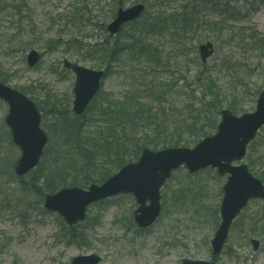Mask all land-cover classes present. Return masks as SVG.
Instances as JSON below:
<instances>
[{"label":"rangeland","instance_id":"1","mask_svg":"<svg viewBox=\"0 0 264 264\" xmlns=\"http://www.w3.org/2000/svg\"><path fill=\"white\" fill-rule=\"evenodd\" d=\"M144 1L122 0L120 5ZM147 2L137 23L109 35L106 25L118 7L113 0H0V76L35 102L48 135L38 172L57 169L53 179L64 175L82 178L86 160L64 143L65 124L86 122L83 127L96 130L101 119L93 123L91 117H98L99 107L137 98L153 106L152 113L163 111L173 119L188 103H198L200 89L194 78L201 63L197 46L206 40L213 42L215 50L204 68L224 99L223 107L231 101L236 109L254 110L256 97L264 89V0H219L218 8L198 0ZM185 2L195 6L192 19L197 29L182 34L167 20L164 31L139 39L144 36L139 25L154 18L160 6L168 19ZM136 40L149 45L150 53L132 49L113 60L100 53L101 46L137 45ZM32 49L40 59L28 67L26 55ZM63 59L106 72L89 110L79 116L71 112L74 74L62 66ZM161 84H170V88L166 86V94L158 98L155 94ZM6 112L0 100V264H69L74 256L86 254L99 255L100 264H181L184 258L215 264H264V202L260 200L248 203L232 223L222 250L212 255L210 238L219 223L225 177L211 168L193 174L183 167L174 171L160 190L161 212L147 228L139 229L133 223L136 204L127 194L91 204L82 222L67 226L55 212L43 208L36 169L20 178L14 174L19 150L4 124ZM159 127L158 122L140 123L137 137H154ZM243 161L254 166L250 168L253 174L262 172L264 177V127L256 133ZM251 238L258 240L257 250Z\"/></svg>","mask_w":264,"mask_h":264},{"label":"water","instance_id":"2","mask_svg":"<svg viewBox=\"0 0 264 264\" xmlns=\"http://www.w3.org/2000/svg\"><path fill=\"white\" fill-rule=\"evenodd\" d=\"M143 10L141 3L118 8L115 18L107 24V32L115 34L124 23L136 19ZM197 48L202 63L207 62L214 51L210 41L199 44ZM38 59L35 50L29 51L26 56L29 67L35 65ZM63 66L75 74L72 112L79 115L96 94L103 71L88 69L66 59ZM0 99L8 107L4 123L10 130L11 141L19 148L13 170L17 176H23L38 165L47 144V135L40 126L37 107L27 96L0 81ZM263 125L264 90L258 94L252 112L234 115L223 108L216 132L193 147H168L156 151L143 148L136 161L123 165L101 184L92 183L86 189L77 186L60 188L45 195L43 206L58 213L67 225H73L85 218L86 208L93 202L119 193H131L138 204L134 210V221L138 227L144 228L157 218L160 212L159 189L173 170L183 165L189 173H193L209 166L216 168L219 176L228 174L222 186L221 221L210 244L212 254L216 255L222 249L230 223L239 211L250 199L264 200L261 180L249 172L245 163L233 164L244 158L248 143ZM251 243L256 250L258 242L251 240ZM100 260L101 257L95 254L77 255L70 260V264H99ZM181 264L214 263L185 258Z\"/></svg>","mask_w":264,"mask_h":264},{"label":"trees","instance_id":"3","mask_svg":"<svg viewBox=\"0 0 264 264\" xmlns=\"http://www.w3.org/2000/svg\"><path fill=\"white\" fill-rule=\"evenodd\" d=\"M113 1L117 3V6L122 2V0ZM160 1L162 4L163 0ZM198 1H201L202 4L205 5L212 2L214 8H218L220 5L219 0ZM144 2L146 6H149L147 0ZM158 4L160 5V2ZM161 8L160 6L154 18L149 20L145 19L143 24L139 25V31L144 33V36L139 39L144 41L146 35H155L158 32L164 31V29H166L167 20L177 26L178 31H187V34L189 33L188 29H197L192 19V16L196 13L195 6L191 5L190 2H185L178 12L170 15L168 19ZM221 11L224 10L221 9ZM135 23H137V21L131 24ZM182 34H186V32ZM143 41L136 40L134 43L137 45H122L118 43V45L110 48L106 45V47L101 46L100 53L107 56L108 60H113L117 59L124 51L130 50L132 52V49H135V51L138 50L137 52L139 53L143 51L148 52L147 49L150 48V46ZM148 53H150V51ZM144 56L145 60H151L146 55ZM193 62H197L196 58H193ZM198 65L201 66V70L196 72L194 81L200 89L199 96H201V98L198 103L193 102L192 105L188 103L186 108L183 109L180 114H175L173 119L170 117L173 116L172 114L166 115L163 111L152 113L151 110L153 106L137 100V98L136 101L131 100V98H126L122 105L115 103L116 105H111L110 107L98 108V117H91V119H94L92 120L93 123L99 121L96 120L97 118L101 119L99 123L102 124H100L96 130L90 131L83 127L86 122H66L65 125L68 127V131L63 136L64 143L71 147L73 151L80 152L86 160L84 166L81 168L82 178L78 180L76 177L70 178L64 175V177L53 179L52 174L59 173V170L50 169L47 174H43L42 172H38V166L35 168V172L38 174V178L36 179L40 189L39 194L45 195L46 193H52L61 186H86L91 182L100 183L126 162L136 160L143 147L160 149L168 146H192L201 138L213 133L219 120V114L223 107L224 99L216 90L217 85L210 77V73L205 71L204 65ZM0 80L7 83L1 76ZM154 85L155 84H152V86ZM156 86L158 87V84H156ZM159 86H161V91L155 94V97L158 98L166 94V89L170 88V84H161ZM225 106L233 112H244L236 109L237 107L231 101L226 102ZM160 115H162V118H160ZM146 121H152V123L158 122L160 124L159 131L154 137L138 138L136 131L139 124H143ZM88 125H90V123H88ZM110 165L113 166V171L110 169ZM253 167L252 165L250 166V168ZM93 168H98V170L92 171ZM97 172L99 176L95 177ZM257 176L264 181L262 172L258 173ZM54 183L57 184L54 185ZM32 190L35 191L33 188Z\"/></svg>","mask_w":264,"mask_h":264}]
</instances>
